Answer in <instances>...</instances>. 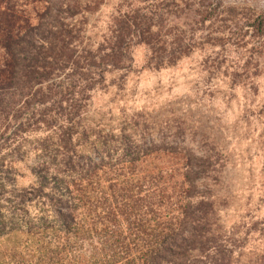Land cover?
I'll return each mask as SVG.
<instances>
[{"label": "trees", "instance_id": "16d2710c", "mask_svg": "<svg viewBox=\"0 0 264 264\" xmlns=\"http://www.w3.org/2000/svg\"><path fill=\"white\" fill-rule=\"evenodd\" d=\"M147 1L118 8L98 35V2L0 0V264H264V214L233 207L231 151L197 123L88 125L93 94L110 74L125 80L135 49L142 70L188 55L193 40L161 37L162 4ZM37 132L27 166L21 144ZM258 138L264 153V128ZM259 191L264 205V162Z\"/></svg>", "mask_w": 264, "mask_h": 264}, {"label": "rangeland", "instance_id": "374dc122", "mask_svg": "<svg viewBox=\"0 0 264 264\" xmlns=\"http://www.w3.org/2000/svg\"><path fill=\"white\" fill-rule=\"evenodd\" d=\"M82 1L100 4L88 23V32L96 24L93 33L98 35L118 8L149 4L147 0ZM153 1L162 4L154 13L161 22L155 28L161 37L193 40L187 57L171 68L142 70L146 51L135 49L134 68L125 80L119 81V73L110 74L106 88L93 94L88 125L95 132H117L135 115L156 124L170 116L193 120L231 151L229 182L238 198L233 207L239 210L250 202L252 215L260 207L262 217L259 178L264 153L258 135L264 127L258 119L259 113L264 116V0ZM259 22L261 29L256 26ZM45 138V133H31L21 144L28 148L25 165H33L32 146H41ZM16 166L25 173L23 163ZM29 183L28 176L17 175V186Z\"/></svg>", "mask_w": 264, "mask_h": 264}]
</instances>
